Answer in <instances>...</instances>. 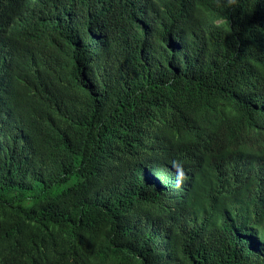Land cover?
I'll return each instance as SVG.
<instances>
[{"label": "trees", "instance_id": "obj_1", "mask_svg": "<svg viewBox=\"0 0 264 264\" xmlns=\"http://www.w3.org/2000/svg\"><path fill=\"white\" fill-rule=\"evenodd\" d=\"M0 0V264H264V0Z\"/></svg>", "mask_w": 264, "mask_h": 264}, {"label": "clouds", "instance_id": "obj_2", "mask_svg": "<svg viewBox=\"0 0 264 264\" xmlns=\"http://www.w3.org/2000/svg\"><path fill=\"white\" fill-rule=\"evenodd\" d=\"M239 3V0H227V4L225 5L226 7H236Z\"/></svg>", "mask_w": 264, "mask_h": 264}]
</instances>
